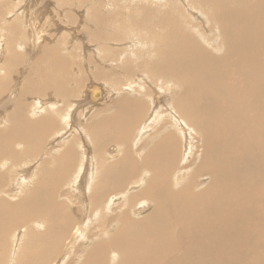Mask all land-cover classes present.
I'll list each match as a JSON object with an SVG mask.
<instances>
[{
	"label": "bare ground",
	"instance_id": "1",
	"mask_svg": "<svg viewBox=\"0 0 264 264\" xmlns=\"http://www.w3.org/2000/svg\"><path fill=\"white\" fill-rule=\"evenodd\" d=\"M33 1L0 0V171L17 178L0 172V264H264V0H50L72 26L45 42ZM66 103L87 121L75 135Z\"/></svg>",
	"mask_w": 264,
	"mask_h": 264
},
{
	"label": "rangeland",
	"instance_id": "2",
	"mask_svg": "<svg viewBox=\"0 0 264 264\" xmlns=\"http://www.w3.org/2000/svg\"><path fill=\"white\" fill-rule=\"evenodd\" d=\"M24 1H27V0H24ZM50 0H36L35 2H36V4H37V6H36V13H35V6H33L32 4L33 3H35L34 1H33V3L31 2V7L29 8V10H28V18H31V19H34V22H35V24L33 25L34 26V31H32V38H35L38 34L41 36L42 34H44V37H43V40H42V42H45V41H53L54 39H56L57 37H59L60 35H57L56 33H55V30H58V28H59V30L58 31H62L63 32V30L65 31V29L67 28V26L68 27H71L72 26V22H70L69 20H67L65 17L64 18H62L61 17V19H59V17H58V19L59 20H57V22L55 23V22H53L52 21V19H53V17H52V15L53 14H51V16H50V13L48 14V12L49 11H51L52 9H53V7H52V9H51V4L49 5V7L47 6L46 8H47V10H46V8L44 9V7H45V5L49 2ZM38 2V3H37ZM15 4H17V2H15ZM42 4V5H41ZM45 4V5H44ZM22 4H20V5H18V6H21ZM40 5L43 7V8H41L40 7ZM57 5V4H56ZM39 6V7H38ZM14 8V7H13ZM50 8V9H49ZM20 11L22 10V8H18ZM49 9V10H48ZM56 10H58V14H59V16H63L62 15V13L61 12H59L60 10H61V8H55ZM42 10H46V14H47V16H48V18L47 17H45V18H42V19H40L41 17H39L38 16V13L39 12H41ZM57 12V11H56ZM10 16V14H7V16L6 15H2V19H6V18H8ZM36 16V17H35ZM1 17V16H0ZM4 17V18H3ZM39 17V18H38ZM18 18H19V22L21 21L20 20V15L18 16ZM39 20H38V19ZM1 19V18H0ZM37 21H36V20ZM44 19V20H43ZM66 19V20H65ZM42 20V21H41ZM49 20V21H48ZM51 20V21H50ZM62 20V21H61ZM39 21V23H37ZM59 21V22H58ZM64 21V22H63ZM67 21H69V23L71 24V25H69V23L67 22ZM43 22H45L44 24H43ZM64 23V24H63ZM20 24L22 25V22H20ZM50 25H51V27H50ZM74 25V24H73ZM83 25V24H82ZM81 25V27H80V30H79V32H80V34L78 33V37L80 36V35H84V36H86L85 34V32L82 30V26ZM46 26H48V27H46ZM56 26V28H53V27H55ZM44 27V28H43ZM51 29H50V28ZM58 27V28H57ZM66 27V28H65ZM47 28V29H46ZM60 28H61V30H60ZM84 29H85V26H84ZM48 30H51V31H48ZM86 30V29H85ZM48 32H50V33H48ZM83 32L85 33V34H83ZM34 35V36H33ZM36 35V36H35ZM4 40V39H3ZM65 40V41H64ZM64 40H60V48H58L59 50H63L65 47H66V45L67 44H65V42L67 43V39H64ZM83 40H85V42L83 41ZM82 40V42H84V43H88V42H86L87 40L84 38ZM138 43V42H137ZM135 44V46H138V44ZM0 44H2V49L3 50H5L6 48L5 47H7V45H6V43L3 41V42H0ZM148 45V46H147ZM140 46V45H139ZM139 46H138V48H139ZM143 46V47H142ZM146 46V47H145ZM140 47H142L143 49L144 48H149L150 50V52H152V46H151V44H150V41L148 42V44H143V45H141ZM32 48V47H31ZM18 49V48H17ZM17 49H15V52H17V51H19V50H17ZM32 49H35V48H32ZM31 49V50H32ZM140 49V48H139ZM1 51V50H0ZM79 57L78 56H76L75 58H73V60L71 59V66H74V67H78V68H80V67H82L80 64H78L80 61H79V59H78ZM76 63V64H75ZM78 64V65H77ZM1 65V64H0ZM26 66L27 65H24V63L22 64V65H17V66H15V67H13V69H15V73H14V71L13 70H11V71H13V73L14 74H12V73H8V77L9 78H12V75H15V76H13V78L15 77V78H17V77H19V78H17V80L14 78V81L12 80V85L14 84V82H15V86L14 87H12V90H14L15 89V87H17L18 88V90H14L15 91V93L16 92H20L21 91V86H22V72H23V70L24 69H26ZM30 68H28V73H30L31 72V69H32V72L34 73V69H33V67H31L32 65L31 64H29L28 65ZM18 67H20V68H18ZM87 67V66H86ZM22 71V72H19V71ZM84 73H85V78H88L87 80L88 81H86V79L84 80V84L86 85V86H88V85H90L91 83H95L96 81L99 83V84H101V83H104L103 81H105V79L106 78H101V79H98L97 80V78L95 79V78H92L91 77V79L89 78L90 76V74H91V72H90V70L89 69H84L83 68V70H82ZM3 72H4V70H3ZM2 72V73H3ZM18 72V73H17ZM20 73V74H19ZM87 73V74H86ZM88 73H90V74H88ZM19 74V75H18ZM17 76V77H16ZM148 76V77H147ZM146 79H147V81L149 82V80H150V78H151V76H149V74L148 73H146ZM21 78V79H20ZM84 79V78H83ZM92 80V81H91ZM95 80V81H94ZM107 80L108 79H106V81H105V83L104 84H107L108 82H109V80H108V82H107ZM151 80H152V78H151ZM150 80V81H151ZM19 83H17V82ZM37 82H39V81H37ZM41 82V81H40ZM89 82V83H88ZM96 82V83H97ZM97 83V84H98ZM110 84V85H109ZM109 84H107V88H106V100H109V99H111L112 98V93H111V91L113 92V90H116V87L118 86H116V87H114L113 88V85H112V83H109ZM16 85H18V86H16ZM85 85H83V88L85 89ZM33 86L35 87V84H33ZM38 87H40V86H44L43 85V83L41 82V84H38L37 85ZM112 86V87H111ZM171 86H172V84L170 83V82H165V83H163V84H158V87H159V89H161L165 94H169L170 93V90H171ZM40 88L41 89V91H40V93L42 92V94H44V98H45V100L43 101L44 103H45V101H46V103H48V101L49 102H56V100H57V98H55L51 93H49L48 94V92H49V89H47V88ZM145 87V86H144ZM165 87H167V88H165ZM110 88V89H109ZM118 88V87H117ZM134 88H135V86H134ZM83 89V90H84ZM165 89V90H164ZM45 90V91H44ZM109 90V91H108ZM111 90V91H110ZM121 91V90H120ZM53 92H56L55 90H53ZM52 95V96H51ZM60 94H58V96H59ZM83 95V96H82ZM78 96H80L82 99H86V97H85V92L83 91V93H80V95H78ZM52 99H51V98ZM85 97V98H84ZM29 98V101L31 100V96H29L28 97ZM59 98V97H58ZM80 98V99H81ZM49 99V100H48ZM56 99V100H55ZM77 99H79V97L77 98ZM105 99L103 100V102L104 101H106ZM28 101V100H27ZM66 105H67V108H68V110L70 111V113L72 114L71 115V119L72 120H70V125H71V127H72V130L74 129L75 131H74V135L75 134H77V132L79 131V129L81 128V127H85V125H86V122L87 121H85V120H83L82 121V119H81V117H80V114L79 113H74V110H81V107H79V106H77L78 105V103L77 104H74L73 105V107L71 106V107H69L68 106V104L66 103ZM167 105H169V100H168V97H167V100H166V102H165V104H164V106H167ZM170 106V105H169ZM168 107V106H167ZM74 108V109H73ZM170 108V107H169ZM53 109H55V108H53ZM166 110V111H165ZM169 110V109H168ZM168 110L167 109H163V113H166V112H168ZM73 111V112H72ZM95 112V111H94ZM47 113H49L48 111H47ZM3 114V115H2ZM5 113H4V111H2L1 109H0V126L1 125H3L4 123H5V120H6V118H5V115H4ZM95 114V113H94ZM97 115H100V113H98ZM30 116L31 117H34L35 115H32V114H30ZM77 117V118H74V117ZM91 116H93V117H91ZM90 117L91 118H95V115H93V114H90ZM169 117V116H168ZM79 118V119H78ZM165 120H169L170 121V119L168 118L167 119V116H166V118H164ZM164 119H162V121L164 120ZM87 120V119H86ZM84 121H85V123H84ZM82 122V123H81ZM59 123L61 124V125H59ZM72 123V124H71ZM165 123H166V125H165ZM77 124V125H76ZM81 124V125H80ZM168 123L167 122H163L162 123V126L160 125V127H162V129H164V131H165V129L167 130L165 133L166 134H168L169 133V131H172V129H169L170 128V123L167 125ZM57 125L58 126H60L61 128H60V130H58L57 131V133H56V136H59L60 138H61V136H60V134H61V132L63 131V128L65 127V124H64V122H62V119H60L59 120V122L57 123ZM64 125V126H63ZM75 125V126H74ZM80 125V126H79ZM163 125H165V127L163 126ZM78 127V128H77ZM159 128V126H157L156 127V129L155 130H152L151 132H152V135H147V133L149 134H151V132H148V131H146L145 132V134L143 135L144 137V139H150L151 137H153V136H155L156 135V130ZM184 128V127H183ZM77 129V130H76ZM175 129V128H174ZM176 129L178 130H180L181 129V127H176ZM183 131H184V133H187V137H188V135L190 134L191 136H194L191 132V130L189 129V128H187V130L186 129H182ZM59 132V133H58ZM76 132V133H75ZM190 132V133H189ZM68 133V132H67ZM163 136H164V134H162ZM162 136V137H163ZM148 137V138H147ZM161 137V138H162ZM157 138V135L155 136V139ZM184 138L186 139V137H185V135H184ZM183 138V139H184ZM189 138V137H188ZM186 139V141H187V143H188V145H187V147H189V149H190V152L192 153H190L191 154V156L193 155V150H194V143L193 142H191L190 140H192V139ZM140 141H143V139L142 140H140ZM144 141H146V140H144ZM81 142V141H80ZM83 142H85V143H87V139L85 140V141H83ZM151 142V144H152V141H150ZM139 143V142H138ZM137 143V144H138ZM190 144V145H189ZM116 146H118V145H116ZM79 145H77L76 144V148H78L77 149V152L79 153V155H82L81 153H80V151H79ZM119 147V146H118ZM55 148H57V146L55 147ZM55 148H52V150L53 151H51V152H55L56 151V149ZM120 148V147H119ZM55 149V150H54ZM148 149L149 148H147L146 150H144L143 152H141L140 151V163H142V157H144L145 155H146V152L148 151ZM84 152H85V155H87V154H89V147H85V149H84ZM118 154L120 155V153L118 152L117 153V159L119 158L118 157ZM108 158V157H107ZM4 159V158H3ZM4 161H6V159H4ZM2 160H0V170H1V164H2ZM6 163H7V166H6V168H3L2 167V171H0V172H3V175L2 176H5V178H6V180H8L7 182L10 184V185H12L11 187H13V185H17V184H15V183H17V178L15 179V180H12V178H11V176H13L12 174H10L9 173V170H8V162L6 161ZM6 169V170H5ZM149 170H146V169H144V172H148ZM82 172H87L86 171V167L85 166H83V170L81 171V173ZM8 175V176H7ZM8 177H9V179H8ZM149 177V175H147V177H146V179H145V177H143L144 179V181H142V179H141V183L140 182H138L137 184H135V186H138L139 188H137V187H134V189L133 188H131V189H129L128 188V192H123V193H118V194H115L114 195V202H112V206L110 207L111 209H110V211H112L113 210V213H114V210L116 209V207L118 208L120 205H122L123 207H124V211H126V210H128V208L127 207H129V204L128 203H125V204H123L122 203V197H124L125 198V200H126V198H129L131 195H133V193H136L137 191H139V190H141L143 187L142 186H145V184L143 185V182H145V181H147V178ZM142 178V177H141ZM12 180V181H11ZM14 182V183H13ZM13 183V184H12ZM147 183V182H146ZM83 184V183H82ZM24 185H26V186H28V184H26V183H24ZM5 186H8V185H5ZM62 187H63V189H62ZM141 187V188H140ZM66 189H70V188H68V187H66L65 188V186H61L58 190H57V192L60 194V193H62L64 190H66ZM133 189V190H132ZM136 190V191H135ZM60 191V192H59ZM127 193V194H126ZM120 195H121V197H120ZM13 196H17L16 195V193L15 194H13ZM120 198H121V200H120ZM17 200V199H16ZM119 201H121V202H119ZM73 203L74 202H72L71 204L73 205ZM75 204L76 203H74V205H73V207H72V209L75 207ZM119 205V206H118ZM122 207V208H123ZM75 210H76V208H74ZM145 209H147V207L145 208ZM110 211H109V209H108V214L110 213ZM86 215L87 216V214H85L84 212L82 213V215ZM83 215V216H84ZM88 217V216H87ZM88 222H89V225H88ZM88 222H87V225L89 226V227H91L92 225H94L95 224V222H94V220H89L88 219ZM103 223H107V221H106V218H105V221H103ZM91 225V226H90ZM93 227V226H92ZM18 236H17V235ZM16 234H15V237H16V239L14 240L15 242H18V239H20V234H19V230H18V233L16 232ZM85 236V235H84ZM99 236V235H98ZM86 239H87V237H86ZM11 257H12V255H11ZM118 257V258H117ZM116 258H115V260H117L118 261V259H119V256H117ZM77 258H79V257H77ZM113 261V260H112ZM55 264V263H54Z\"/></svg>",
	"mask_w": 264,
	"mask_h": 264
}]
</instances>
